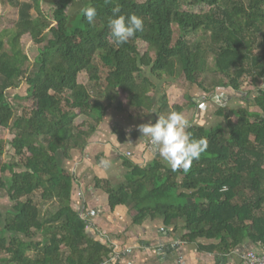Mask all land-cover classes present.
Segmentation results:
<instances>
[{
  "label": "trees",
  "instance_id": "trees-1",
  "mask_svg": "<svg viewBox=\"0 0 264 264\" xmlns=\"http://www.w3.org/2000/svg\"><path fill=\"white\" fill-rule=\"evenodd\" d=\"M42 1L0 0L19 13L0 30V128L12 136L0 134V174H11L9 184L0 176V189L13 203L12 210L0 209V264L109 260L112 248L87 232L74 206L76 178L61 154L83 153L112 107L152 123L183 113L191 95L170 106L166 87L187 84L208 95L219 88L237 93L249 81L254 108L220 107L223 127L192 124L187 132L206 138L208 148L187 172L124 157L127 181L118 188L104 182L111 204L130 203L134 224L163 218L181 226L187 242L221 238L211 250L222 254L247 237L264 247V0H80L83 9L97 10L92 25L83 9L74 24L69 8L76 0H57L49 10ZM117 5V15L144 21L143 31L123 45L108 28ZM198 6L209 10L191 11ZM25 39L38 48L33 62ZM84 72L88 83L80 80ZM159 80L165 84L155 109ZM22 85L26 98H10ZM114 131L127 139L123 125Z\"/></svg>",
  "mask_w": 264,
  "mask_h": 264
},
{
  "label": "crops",
  "instance_id": "crops-1",
  "mask_svg": "<svg viewBox=\"0 0 264 264\" xmlns=\"http://www.w3.org/2000/svg\"><path fill=\"white\" fill-rule=\"evenodd\" d=\"M189 94L193 101L192 107L188 108L192 112L187 117L190 126L223 125V118L217 114L223 106L234 110L254 108L251 106L254 94L244 89L235 93L220 88L208 95L199 89L195 95ZM199 103L206 109L199 108ZM119 113L122 112L114 107L108 110L83 153L74 149L71 159L61 154L63 166L75 175L73 203L87 224V232L113 250L110 259L103 264H241L243 255L248 252H262L263 247L247 237L231 253L222 254L211 250L221 244V238L201 237L187 242L183 239L186 230L181 226L168 225L163 218H148L143 224H134L130 203L112 206L104 182L109 180L118 188L127 181L124 157L130 156L139 165L157 159L168 166L154 146L137 131L138 125L152 123V119L136 120L126 113ZM209 119L215 123L210 124ZM118 124L128 133L124 142L114 131Z\"/></svg>",
  "mask_w": 264,
  "mask_h": 264
},
{
  "label": "clouds",
  "instance_id": "clouds-1",
  "mask_svg": "<svg viewBox=\"0 0 264 264\" xmlns=\"http://www.w3.org/2000/svg\"><path fill=\"white\" fill-rule=\"evenodd\" d=\"M113 16L108 20V28L116 44H126L136 33L143 31L144 21L135 14L129 16L117 15L120 6L112 8ZM83 14L89 25L97 17L95 7L83 9ZM260 115L264 117V112ZM190 127L188 119L183 113L172 111L167 116L158 115L155 123H145L137 126L142 138L154 146L156 153L167 163L173 172L182 170L187 172L194 160H198L208 148L206 138L193 139L187 129Z\"/></svg>",
  "mask_w": 264,
  "mask_h": 264
},
{
  "label": "rangeland",
  "instance_id": "rangeland-1",
  "mask_svg": "<svg viewBox=\"0 0 264 264\" xmlns=\"http://www.w3.org/2000/svg\"><path fill=\"white\" fill-rule=\"evenodd\" d=\"M56 1L57 0H43L42 2L44 3L45 8L47 10H49L50 8H52L54 6ZM84 5H85V3L83 1H80V0H76L71 4V6L69 8L71 19L75 20L76 15L83 9ZM208 10H209V8L206 6H198L196 8L191 9L192 12H196V13L206 12ZM0 14L3 15V21L0 24V30L2 28L12 27L14 25V23L16 22L18 15H19L18 9L16 7L12 6L10 3H1V2H0ZM74 24H79L78 18H76V21L74 22ZM23 43L25 45L27 52L31 56V61L33 62V60L37 54V51H38L37 46L33 43V41L31 39H25ZM80 80L85 82V83H88V77L86 75V72H84L80 75ZM248 82L249 81H247L246 83L243 84L242 89H244L245 91H250V92H251V90L254 91L255 88H253L252 86H249ZM164 84L165 83L163 80L158 81L157 90L155 91V93H153L154 94V104H153L154 108H157L160 105V102L158 99L161 96V87ZM26 88H27L26 85L20 86L18 90H14V91L9 92V97L10 98H12V97L16 98L18 96L20 98L19 101H22L23 99L26 98ZM198 90H199V88L196 85H191V84H187L185 86V88H177L175 86L174 87H171V86L166 87V94H167L166 96H167L169 105L172 106L173 104L180 101L185 93L190 92L193 96L196 94V92ZM199 108L204 110V109H206V106H204V105L201 106V103H199ZM111 110H112V108H111ZM119 114H122V113H119ZM183 114L187 118L188 115L192 114V112L188 108H186L183 111ZM118 117H119V115H117V118ZM133 119H135V118H133ZM221 121H222V124L224 125L225 123L223 122L222 119H221ZM192 123H193V121H192ZM209 123L214 124L215 122L214 121L211 122V120L209 119ZM223 125H221V126L223 127ZM0 134L3 136H6V137L12 138V136L9 133H7L6 131H4L1 128H0ZM10 159H11V155H7L4 157L5 161H9ZM10 175H11L10 173L0 174V176L4 179V181L7 184H9L11 182ZM50 207H51L50 205H46L44 208H50ZM12 208H13V203H12L10 197L7 195V192L5 190L0 189V209L3 212H6L8 210H12Z\"/></svg>",
  "mask_w": 264,
  "mask_h": 264
},
{
  "label": "built area",
  "instance_id": "built-area-1",
  "mask_svg": "<svg viewBox=\"0 0 264 264\" xmlns=\"http://www.w3.org/2000/svg\"><path fill=\"white\" fill-rule=\"evenodd\" d=\"M241 264H264V247L262 252H248L243 255Z\"/></svg>",
  "mask_w": 264,
  "mask_h": 264
},
{
  "label": "water",
  "instance_id": "water-1",
  "mask_svg": "<svg viewBox=\"0 0 264 264\" xmlns=\"http://www.w3.org/2000/svg\"><path fill=\"white\" fill-rule=\"evenodd\" d=\"M175 247H176V245H175Z\"/></svg>",
  "mask_w": 264,
  "mask_h": 264
}]
</instances>
